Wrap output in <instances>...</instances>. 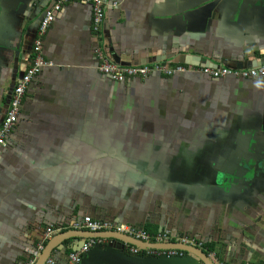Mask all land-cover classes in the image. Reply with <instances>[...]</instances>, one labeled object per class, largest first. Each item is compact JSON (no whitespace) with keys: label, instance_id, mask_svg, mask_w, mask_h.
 <instances>
[{"label":"crops","instance_id":"1","mask_svg":"<svg viewBox=\"0 0 264 264\" xmlns=\"http://www.w3.org/2000/svg\"><path fill=\"white\" fill-rule=\"evenodd\" d=\"M56 1L0 0V127ZM103 1L98 31L92 6L71 2L42 39L53 67L27 89L0 147V264H29L39 245L86 217L195 239L212 264H264V186L230 195L220 183L243 133L262 130L264 77L200 71L264 66V0ZM99 51L112 64L185 71L119 83L98 69ZM49 228L56 233L46 239ZM77 235L50 259L69 264L95 240L80 264H205L182 250L168 259Z\"/></svg>","mask_w":264,"mask_h":264},{"label":"built area","instance_id":"2","mask_svg":"<svg viewBox=\"0 0 264 264\" xmlns=\"http://www.w3.org/2000/svg\"><path fill=\"white\" fill-rule=\"evenodd\" d=\"M71 2H83L88 3L93 9V27L94 30L98 31L102 24L105 22L106 18V6L103 0H57L52 3L48 8L45 9L44 16L41 20L38 29L37 40L34 46V54L32 59L31 67L26 71L23 77L20 79L16 85L13 93L12 100L9 110L7 111L6 118L0 127V147H5L7 145V138L12 133V131L17 127L19 122V115L21 111V106L23 103L24 96L27 89L31 83L41 74V72L47 67H53V64L46 60L43 56L42 39L49 31L53 25L57 13L62 9V7ZM98 56L102 59V63L98 66V69L109 77H112L116 82L125 83L128 78L142 77L145 78L151 73L158 72L163 73L168 76L177 75L185 71L182 66H170L168 63L165 64H149L140 66H122L117 64H112L104 59L103 54L99 51ZM204 75L212 77L213 79H221L227 77H235L237 79H256L259 77H264V66L253 69H243V70H230L225 67H204L200 70ZM76 231H89L92 233H103V232H113L119 235L129 236L131 238L141 240L144 243H154V244H169L178 243L187 246H201V243L195 239L188 237H178L171 231H164L157 234H151L148 231L139 230L131 225H117L106 221H95L90 217H86L83 221L75 224ZM59 231V230H58ZM56 233V230L49 228L46 231V239H51ZM96 241L93 240L89 244L83 245L81 250L74 251L68 256L69 264H80L81 255L87 253L92 245H95ZM132 252L139 253V248L130 247ZM45 249L43 244L39 245L38 251H36L35 260L38 259L40 253ZM148 253L154 255H162L168 259L181 257L183 252L180 250H162V249H149ZM34 260V261H35ZM31 261L29 264H33ZM47 264H57L56 261L49 259Z\"/></svg>","mask_w":264,"mask_h":264},{"label":"water","instance_id":"3","mask_svg":"<svg viewBox=\"0 0 264 264\" xmlns=\"http://www.w3.org/2000/svg\"><path fill=\"white\" fill-rule=\"evenodd\" d=\"M248 134V136H247ZM244 138L239 141L241 146L234 160L223 170L221 180V189L230 195L243 194L249 189L264 185V125L260 131H246L243 133ZM232 156V157H233ZM220 187V186H219ZM82 231H71L62 233L55 237L42 252L37 264H47L48 260L55 249L64 241L79 237L77 234ZM93 238L100 237L106 239H115L126 244L136 246L137 248L162 249V250H182L196 255L205 264H212L211 260L205 255L202 250L191 246L169 243V244H154L144 243L141 240L131 238L129 236L119 235L111 232L92 233ZM173 259V258H171Z\"/></svg>","mask_w":264,"mask_h":264},{"label":"flooded vegetation","instance_id":"4","mask_svg":"<svg viewBox=\"0 0 264 264\" xmlns=\"http://www.w3.org/2000/svg\"><path fill=\"white\" fill-rule=\"evenodd\" d=\"M239 152V151H238ZM238 152L236 153V155L238 154ZM261 186H264V185H261ZM250 191L253 190V189H249Z\"/></svg>","mask_w":264,"mask_h":264}]
</instances>
